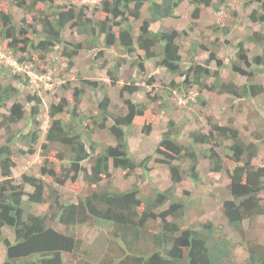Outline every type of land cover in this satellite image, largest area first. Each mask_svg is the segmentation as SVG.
<instances>
[{
	"label": "trees",
	"instance_id": "16d2710c",
	"mask_svg": "<svg viewBox=\"0 0 264 264\" xmlns=\"http://www.w3.org/2000/svg\"><path fill=\"white\" fill-rule=\"evenodd\" d=\"M13 1L18 7L29 12L41 5L54 6L51 16L46 14L39 19L41 30L37 25L31 28L18 25L12 13L0 11V33L9 40L8 45L13 51L18 49V41H22L18 35H25L31 31L43 37L37 43L24 38L26 45L35 50H48L63 45L61 55L67 59L68 67L72 68L74 59L83 47L81 43L64 40V31L70 24L76 26L81 33L96 36L86 49L93 48L100 37H104L103 48L108 49L115 44L124 47L129 55L135 56L132 65H137L141 71H144L146 61L155 60L157 65L165 67L175 75L178 74L182 80L179 83L174 79L173 86L178 90L182 88L186 96L191 95L190 90L195 86L200 93L198 97H202L203 90L209 87L207 82L211 77L213 78L209 87L211 90L228 93L234 98L252 97L264 91V84L255 81L257 73H264V54L249 57V50L242 41L236 45L237 60L231 62V70L244 77L245 81L242 84L224 81L219 69L213 70L210 65L213 60H217L219 66L222 65L216 51L210 52V57L204 64L192 60L190 65L183 68L180 40L186 31L176 28L154 30L151 27L155 21L176 17V10L183 0H100L98 12L93 16H88L87 6L55 4L54 0ZM189 2L194 5L192 16L198 18L203 7H212L219 11L221 6L229 3V0ZM251 3L253 0H247L243 5L249 6ZM146 4L150 17L144 18L140 26L134 30L132 20L142 18V9ZM249 18L252 22L263 23L264 3L261 10L252 9ZM26 22L25 18L22 19V23ZM222 29L225 33L229 31L225 26ZM258 35L259 32L254 31L252 40L256 42ZM261 46L264 48V43ZM137 48L142 54H137ZM20 50L26 51L24 46H20ZM193 51H196L195 45ZM100 52L95 54L99 55ZM106 65L102 64L103 67ZM121 66L122 62L117 61L115 68L108 70L110 85L119 83L118 69ZM39 75L45 76L39 82L46 84L48 79L46 73L42 72ZM131 77L130 74L127 77L128 82L120 86L125 111L120 110L119 113L110 111L112 99L105 94L98 102L100 120L95 116L90 117L93 119V126L85 123V118L89 116L84 117L80 110L84 95V90L80 86L74 88L73 101H69L64 95L53 99L47 110L50 121L43 142L40 141L43 125L39 117L40 107L44 101L42 96L29 93L26 102L30 106L26 108L25 104L17 99L19 88L13 84L0 82V107H6L8 110L0 120V127L9 129L12 123L21 121L26 115L32 125L27 133H10L5 142L0 144V245L3 244L6 250L2 264H68L65 256L75 260L79 258L83 245L82 238L77 237L73 231L64 232L56 229L52 224L56 221L66 227L90 222L110 224L113 227V234L122 240L120 252H123V264H221L224 259H232L230 256H234L236 245L228 236L219 234L214 237L211 224L205 223L200 228L189 226L181 229L176 222L178 216L187 214L188 204L191 203V198L183 200L176 196V185L184 179L183 173H186L194 184L202 181L198 169L197 144L210 145L206 152L202 148L200 151L210 160L209 171L221 172L224 169V161L218 147H221L226 139L232 140L230 149L234 154L232 163L235 166L232 171L228 170L231 198L224 200L222 205L228 225L242 233L246 220L264 215V203L260 195L264 190V165L257 166L254 162L260 146L256 141H244L239 129L232 125L214 122L208 132L191 131L190 142L184 144L178 138L179 122L173 117L169 120L172 129L163 132L156 148V152L162 156H156L152 162L154 167H168L172 185L164 190L153 188L154 192L149 197L138 185L126 190H115L108 183L112 178L111 160L114 167L122 169L124 176H130L138 168L145 173L152 169L150 166L152 155L138 161L130 152L125 127L131 126L137 117L144 116L148 107V103L134 98L141 87ZM152 81L153 79H148L147 83L152 84ZM84 83L94 90L102 86L99 82L89 79H85ZM146 95L148 99L159 102L158 109L161 108L165 113L169 112L168 95L163 97L158 93L151 95L150 92ZM189 106L191 104H188ZM65 113L69 114L70 121H65L62 117ZM56 115L61 117L56 118ZM211 120V116H208L207 122L210 123ZM96 127L108 130L116 144H110L98 152V143L90 139ZM143 129L149 132L151 125L144 124ZM255 138L264 142V135L255 134ZM21 142L28 147L29 153L35 152L36 146L41 143L44 163L40 166V173H22L21 182L16 183L13 169L24 153ZM18 143L20 145L16 146ZM51 150L56 151L59 167L49 159ZM65 151L69 155L67 158ZM188 159L192 163L185 171L181 164ZM85 162H89V166ZM46 177L51 178L53 184L47 181ZM81 177L89 193L79 197L77 201L62 200L55 183L64 185L68 180L77 183ZM24 185L31 186L32 190H26ZM47 203L48 213L38 214L31 210L34 204ZM165 205L168 207L163 208ZM158 219L160 223L158 230L150 231L145 228L149 221ZM5 228L12 230V239L5 235ZM140 240L145 241L143 247L137 244ZM244 251L247 252L248 264H264L263 244L246 241ZM112 261L113 258L108 262Z\"/></svg>",
	"mask_w": 264,
	"mask_h": 264
},
{
	"label": "rangeland",
	"instance_id": "374dc122",
	"mask_svg": "<svg viewBox=\"0 0 264 264\" xmlns=\"http://www.w3.org/2000/svg\"><path fill=\"white\" fill-rule=\"evenodd\" d=\"M245 1L247 0H229V3L221 6L219 11L212 7H203L200 16L194 18L192 16L194 5L189 0H183L176 10V17L155 21L151 27L154 30L176 28L180 31H186L180 40L183 68L190 65L192 60L204 64L207 58L210 57V52L216 51L217 57L222 61V65L219 66L217 60H213L210 64L213 70L219 69L224 81H232L239 85L244 83V77L231 70V62L237 60L236 45L242 41L249 50V57L251 58L258 54H264V48L261 46L264 43V22H252L249 18V13L252 9L258 8L261 10L264 0H253V3L249 6L243 5ZM54 2L55 4L68 6L71 4H75L78 7L87 6L88 16L96 14L100 6V0H54ZM53 10L54 6L46 4L38 6L37 9L29 12L18 7L13 0H0V11L12 13L14 21L24 27L31 28L37 25L38 29L41 30L42 25L39 19L46 14L51 16ZM149 17L150 11L148 4H146L142 9V18L140 20H132L134 30L140 26L144 18ZM24 18L27 21L26 23H22ZM223 26L229 28L228 33L223 31ZM254 31L260 34L256 36V42L251 38ZM25 35H18V38L22 41H18V49L13 51L8 45L9 40L0 33V82L17 86L20 89L17 99L23 102L26 108L30 106L26 102V96L29 93H37L42 96L44 101L40 107L41 113L39 115L43 125L41 142L44 141L45 131L49 125L50 117L47 114V110L53 99H58L64 95L69 101H73L74 88L80 86L84 90L80 110L84 117L89 116L85 118V123L93 126V119L90 117L95 116L100 120L98 102L105 94H108L112 99L109 110L115 113H119L120 110L123 112L125 111V105L120 93V86L128 82L127 77L130 74L132 75L131 78H134L140 84L141 90L134 95V98L137 101L148 103V107L144 116L137 117L134 123L125 127V129L132 156L140 161L146 156L152 155V161L150 162L152 169L145 173L144 170L138 168L130 176H124L122 169L114 167L111 160L112 178L108 183L115 190H126L133 185H138L144 190L146 196L150 197L154 192L153 188L157 187L160 190H164L172 185L173 182L168 167H154L152 162L156 156H162L156 152V148L163 132L170 128L169 120L173 117L176 122H179L180 135L178 138L184 144L190 142L189 133L191 131L202 130L203 132H208L214 122L238 128L244 141H256L259 144L260 149L254 162L257 166L264 165V142L255 138V134L264 135V91L252 97L234 98L228 93H218L215 89L211 90L209 88L213 82L211 77L207 82L209 87H206L201 95L205 100L202 97H198L200 93H198L199 91L195 86L190 90L191 95L186 96L182 88L178 90V88L173 86L174 79L179 83L182 80V77H179L178 74L175 75L165 67L157 65L155 60L146 61V67L144 71H141L137 65H132L135 56L129 55L124 47L115 44L108 49L103 48L104 37H100L96 46L86 49L89 47L92 38L96 36L81 33L76 26L69 24L64 31V40L81 43L83 47L79 55L74 59L72 68L68 67L67 59L61 55L63 45H58L48 50H35L30 45H26L24 38H29L34 43H37L42 39L43 35L33 34L31 31L25 33ZM193 45H195L196 51H193ZM20 46H24L26 51L20 50ZM98 51L101 52L96 55L95 53ZM137 54H142V51L138 48ZM13 61L18 62L20 69L10 63ZM117 61L122 62V66L118 69L120 80L117 85H110L108 70L110 68L114 69ZM104 63L107 64L106 67L102 66ZM30 72L33 74L31 77H29ZM42 72L48 76L47 86L39 81H32L35 75H39ZM85 79L97 81L102 86L94 90L84 83ZM148 79H153L152 84L147 83ZM255 81L264 84V73H257ZM40 85L42 87H39ZM148 92L151 95L152 93H158L163 97L168 95L169 112L165 113L161 108L158 109L159 102L148 99L146 95ZM12 102L13 100L9 102L8 107H10ZM188 104H191V106L188 107ZM6 113H8L7 108L0 107V120L3 118V114ZM208 116L212 118L210 123L207 122ZM55 117L58 118L61 115H56ZM62 117L65 121H70L68 113L62 114ZM147 123L151 125L149 132L143 129L144 124ZM31 128V121L27 115L21 121L12 123L9 129L0 127V144L5 142L10 133H27ZM86 139L89 143L87 137ZM90 139L98 143V152L103 151L110 144H116L115 139L109 134L108 130H102L97 127L93 129ZM223 143L221 147H218V151L224 161V169L221 172H210V160L200 151L202 148L206 152L209 150L210 145H196V150L199 154L198 169L202 181L194 184L187 174L183 173L184 179L176 185V196L183 200L191 198V203L188 204L187 214L178 216L176 222L181 229L189 226L200 228L205 223L211 224L210 228L214 237L219 234L228 236L237 247L234 250V256H230L232 259H224L221 264H248L244 243L246 241H257L264 245V215H259L252 220H246L244 223L245 229L242 233L233 230L228 225L227 218L223 214L222 205L224 200L231 198L228 187L230 184L228 170L232 171L235 165L232 163L234 154L230 149L232 140L226 139ZM18 145L20 144L18 143L16 146ZM21 145L24 153H22L17 166L13 169L16 183L21 182L22 173H40V166L44 163L41 143L36 146V151L33 153L28 152V147L25 143L21 142ZM51 151L49 159L59 167L60 162L56 157V151ZM65 157H69L66 151ZM191 163L192 161L188 159L182 162L181 166L186 171ZM85 164L89 166V162H85ZM46 179L53 184L51 178L46 177ZM55 186L60 190L61 198L64 201H77L79 197L89 193L82 177L77 183L68 180L64 185L55 183ZM24 187L26 190H32L29 185H24ZM260 195L264 203V190ZM166 207L168 205L163 208ZM31 210L38 214L48 213V203L43 205L34 204ZM52 224L60 231H73L77 237H81L83 240L79 258L75 260L65 256L68 264H123V252H120L122 240L113 234V227L110 224L106 222H90L89 224L75 227H66L58 221ZM159 227V219L149 221L145 225V228L150 231L158 230ZM4 231L6 236L13 238L12 230L5 228ZM144 243V240L137 242L141 247L144 246ZM5 257L6 250L4 245L1 244L0 264H2ZM111 258H113V261L109 263L108 261Z\"/></svg>",
	"mask_w": 264,
	"mask_h": 264
},
{
	"label": "built area",
	"instance_id": "2783aa9c",
	"mask_svg": "<svg viewBox=\"0 0 264 264\" xmlns=\"http://www.w3.org/2000/svg\"><path fill=\"white\" fill-rule=\"evenodd\" d=\"M14 66H16V67H18L19 69H20V66L18 65V62H16V61H13V62H11ZM35 78H34V80L33 81H39V80H41V79H44L45 78V76L44 75H35L34 76Z\"/></svg>",
	"mask_w": 264,
	"mask_h": 264
},
{
	"label": "clouds",
	"instance_id": "9594fccd",
	"mask_svg": "<svg viewBox=\"0 0 264 264\" xmlns=\"http://www.w3.org/2000/svg\"><path fill=\"white\" fill-rule=\"evenodd\" d=\"M10 63H11V62H10ZM29 75H30L29 77L33 76V74H32L31 72L29 73ZM31 80H32V79H31ZM32 81H33V80H32ZM33 82H38V81H33Z\"/></svg>",
	"mask_w": 264,
	"mask_h": 264
}]
</instances>
